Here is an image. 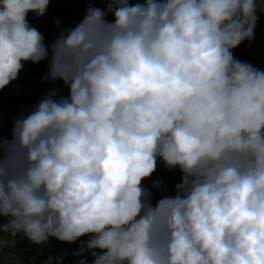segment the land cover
<instances>
[{"label":"clouds","instance_id":"clouds-1","mask_svg":"<svg viewBox=\"0 0 264 264\" xmlns=\"http://www.w3.org/2000/svg\"><path fill=\"white\" fill-rule=\"evenodd\" d=\"M102 2L49 46L27 17L50 0H0V91L45 60L67 89L0 136V234L87 236L93 264H264V70L233 55L264 0ZM158 162L181 180L153 203Z\"/></svg>","mask_w":264,"mask_h":264},{"label":"trees","instance_id":"trees-1","mask_svg":"<svg viewBox=\"0 0 264 264\" xmlns=\"http://www.w3.org/2000/svg\"><path fill=\"white\" fill-rule=\"evenodd\" d=\"M99 1L102 0H97V2ZM91 2L92 0H50L47 12L42 18H37L34 13H30L27 17V20L28 23L31 24L35 19L36 24L34 28H36L44 36L45 40H47L54 36V24L58 19L64 17H73L75 15L84 18L86 10L89 8V6L94 7ZM233 55L235 58L241 61L249 62L253 66L264 70V67L260 63H255L253 61L250 51L247 47V41L242 43L238 48L234 49ZM42 67L43 69L39 72V76L41 78L48 70L47 60L42 61ZM28 82L34 83L35 81L33 80V76L29 70H25L21 77V83L27 84ZM56 83L58 88L62 89L63 93H66L67 95V89L64 88V85L59 81ZM35 84L36 83H34V85ZM35 86L41 88V94L25 95L23 93L17 92L14 96L8 99V105H5V107L0 105V136H4L5 132L11 133L14 120V115L11 108H13L15 104H21L29 100H35L37 104L39 100L49 92L41 83H38ZM6 109H9L11 113L6 114ZM167 174V183L169 185L175 186V184L180 182L181 178L174 179L171 172ZM152 192L153 195L157 197V199L161 198V192H157L156 190ZM5 222V217H0V224H5ZM88 239L89 237L87 236L82 237L80 240L72 244L57 241V247L53 251L50 253H45L41 256L38 255L40 252V246L30 244L26 239L20 241L15 248L19 254L18 258L22 264H48L49 261H51V264H77L80 259L86 260L87 264H93V257L90 252L86 251L83 256L75 255V253L79 252L81 245L85 244L86 240ZM97 252L99 253V250H97ZM1 254L2 253H0V257Z\"/></svg>","mask_w":264,"mask_h":264},{"label":"rangeland","instance_id":"rangeland-1","mask_svg":"<svg viewBox=\"0 0 264 264\" xmlns=\"http://www.w3.org/2000/svg\"><path fill=\"white\" fill-rule=\"evenodd\" d=\"M98 3H102V2H97V0H92L91 4L104 9V6L107 7V5L105 3H102V6ZM105 7V8H106ZM258 10H259V5H258ZM30 14V13H29ZM35 15V13H34ZM258 15V22H257V26L255 28V32H254V39L252 40L251 43L247 42V47L248 50L250 51L251 57L253 59V61L255 63H260L263 67H264V63H263V59L261 56V51H260V46H259V37H260V26H261V22H262V11H258L257 12ZM82 17L75 15L73 17H64V18H60L58 19L60 21V26L57 27L56 23L54 25V36L45 40V44L46 45H51L52 43L55 42L56 38L58 37V35L65 29H71L73 28L75 25H77L79 22L82 21ZM109 20L112 19L111 16L108 17ZM36 24V20H33V23L30 24V26L34 27ZM43 69L42 67V62H40L39 64H32L29 63L28 64V70L29 72L32 74L33 76V80L35 81L34 83L38 84L41 83L44 85L45 89L47 91H50L52 88H56L59 89L57 86V83L55 84H51V83H44L42 82V78L39 76V72ZM34 83L32 82H28L27 84H22L21 83V78L20 76L13 81V83H11L9 86H7L6 88H4L2 91H0V105H8V99L12 96H14L17 92L18 93H23L25 95H39L42 93L41 88H39L38 86H35ZM62 90V89H59ZM63 92V90H62ZM64 95H66V93H63ZM36 105V101L35 100H29V101H25L24 103L21 104H15L13 108H11L14 118L18 117L22 112L26 113L28 110H30L31 108H33ZM11 133H4V138H10ZM172 174V177L175 179H179L181 178V175L178 171H168L167 169H165V167L163 166L162 163L158 162V167L156 172L153 174V176L149 179L144 181V185L146 188H148L151 191H154L155 189H152V183L153 181L159 180L162 181L163 184L166 186V191L161 193V195H171L173 194V190H174V186L169 185L167 183V173ZM157 197L155 195H153V203H155L157 201ZM5 224L8 222V218L5 217ZM3 236L4 239H6L8 241L7 246L3 247L2 250H0L1 257H0V264H22V262L19 260V254L17 253L16 250V245L22 241L24 238L20 235L16 236V237H11L9 234H0ZM87 242V240H86ZM86 244V243H85ZM57 247V240L55 239H49V241L40 246V252H39V256L45 254V253H50L51 251H53L55 248ZM31 253V251H30Z\"/></svg>","mask_w":264,"mask_h":264},{"label":"water","instance_id":"water-1","mask_svg":"<svg viewBox=\"0 0 264 264\" xmlns=\"http://www.w3.org/2000/svg\"><path fill=\"white\" fill-rule=\"evenodd\" d=\"M262 22L260 26V37H259V46L261 51V56L264 63V11H262Z\"/></svg>","mask_w":264,"mask_h":264},{"label":"built area","instance_id":"built-area-1","mask_svg":"<svg viewBox=\"0 0 264 264\" xmlns=\"http://www.w3.org/2000/svg\"><path fill=\"white\" fill-rule=\"evenodd\" d=\"M99 2H102V1H99ZM103 3V2H102ZM102 3H98V4H100L101 6H102ZM94 7H96V6H94ZM106 6H104V8H105ZM56 23V22H55ZM55 25V24H54ZM28 64L29 63H25L24 64V67H23V70L19 73V75H18V77L20 76V78L22 77V75H23V73L25 72V70H28ZM13 83V82H12ZM1 106H3V107H5V105H1ZM5 112H6V114H10L11 113V111L9 110V109H6L5 110Z\"/></svg>","mask_w":264,"mask_h":264}]
</instances>
